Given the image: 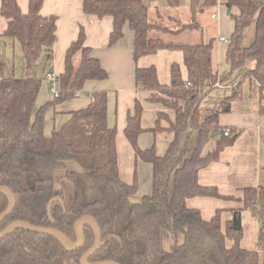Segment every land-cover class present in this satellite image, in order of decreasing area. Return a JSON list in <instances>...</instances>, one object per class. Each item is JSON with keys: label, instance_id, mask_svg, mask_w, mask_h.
<instances>
[{"label": "trees", "instance_id": "1", "mask_svg": "<svg viewBox=\"0 0 264 264\" xmlns=\"http://www.w3.org/2000/svg\"><path fill=\"white\" fill-rule=\"evenodd\" d=\"M44 0H28V10L21 12L17 0H0V16L7 20L4 37L17 42L23 55L25 77L0 78V186L14 196L11 214L0 223V233L14 222H27L36 227L58 230L70 241H77L76 222L83 216L92 217L101 232L99 248L88 258L89 264L113 261L118 264H264V187L245 188L243 207L258 216L261 226L257 251L240 247L241 229L228 225L221 230L220 213L208 221L198 210L189 208L187 200L196 197L224 198L214 186H202L199 172L217 162L220 153L236 138L226 137L219 116L231 101L241 94L244 81L253 83L260 94L264 89V0H227L228 10L236 8L233 33L225 60L229 73L219 79L212 68L214 40L197 44L181 43L175 38L184 31L199 30L196 16L214 7L217 0H189L191 20H176L172 26L148 20L143 0H81L83 13L98 19L110 17L112 29L108 46L123 37L127 26L133 33V61L159 50H179L187 76L183 79L178 65L171 66V84L161 85L154 67L135 69V88L150 93L149 101L173 112L170 117L158 112L149 131L156 135L170 134L165 153L158 156L154 145L138 146L141 128V103L136 100L128 113L124 136L135 158L151 166V193L133 202L138 180L126 184L119 177L115 135L107 124V92L94 91L89 104L70 112L69 119L50 136L44 135L47 110L73 99L86 81L105 80L107 72L91 56L84 45L85 34L79 30L64 55V70L58 74L59 96L35 110L42 81L51 71L53 46L56 41V16L44 17L40 9ZM177 8L179 0H166ZM254 24V38L247 47L241 46L244 30ZM80 53L77 70L72 58ZM254 67L241 76L230 96L216 109L202 112L200 104L206 95L226 81L245 62ZM42 76L36 70L41 65ZM264 115V108L260 109ZM219 137L212 150L204 153L210 136ZM186 137L180 145V135ZM194 145L187 154V145ZM50 218L47 215L48 203ZM8 206V197L0 192V215ZM170 214V221L168 220ZM169 233L174 243L171 251L161 247V233ZM84 240L77 250L65 247L57 238L18 229L0 238V264H79L81 256L94 245L90 223L83 225ZM232 244L227 247L225 240ZM262 252L261 259L259 252Z\"/></svg>", "mask_w": 264, "mask_h": 264}, {"label": "crops", "instance_id": "2", "mask_svg": "<svg viewBox=\"0 0 264 264\" xmlns=\"http://www.w3.org/2000/svg\"><path fill=\"white\" fill-rule=\"evenodd\" d=\"M202 2L203 0H200V4ZM226 2L227 0H217L214 7L207 9L208 19L211 22L217 20V23L212 24V27L210 26L207 29L200 27L199 30L184 31L175 38V40L187 44L206 43L213 39L214 47L211 63L219 79L225 78L229 73V65L225 60V54L234 28L229 15H237L238 13L236 8L228 10ZM143 3L148 9V14L152 10L155 13L154 17L156 19L152 23L162 22L163 16L160 12L163 10L168 12L164 16H167L169 26L175 24L176 20L182 23L179 16L176 14L172 16L171 12L167 10L170 7L166 0H143ZM187 3L189 4V0H179L178 7ZM17 4L21 12H27L28 0H17ZM213 9H217V15L212 12ZM40 14L44 17L56 16L57 18L56 41L53 46V58L50 64L52 72L57 75L63 72L65 52L71 42L76 40L80 29H83L85 34L84 45L90 49L91 56L96 58L100 66L107 72L105 80L86 81L83 89L73 99L47 110L44 120V135L48 137L53 129H59L69 119L70 112L85 108L90 102L92 92L106 91L107 124L110 128L116 130L115 148L119 177L124 183L130 184L136 176L138 190L131 197V201L136 202L143 196L149 195L152 190L151 166L135 158L133 149L124 136L126 118L128 113L132 112L134 102L138 100L143 108L140 121L143 132L138 137V146L141 149H148L154 145L156 154L162 156L172 139V135L164 133L154 135L149 130L154 127L158 112H165L170 117H173V112L165 109L160 104L151 103L149 92L136 90L135 69L154 67L158 82L163 86H169L171 84L170 70L173 64L179 66L182 78L186 79L187 72L182 52L179 50H159L153 55L142 56L137 62H134L132 31L125 26L122 39L109 47L108 38L112 29V19L110 17L98 19L84 14L81 0H44ZM212 15H214V18H212ZM197 16L196 21L199 26H202ZM188 20H191V11ZM149 22L151 21L149 20ZM6 26L7 20L0 16V43L5 49L15 44L13 40L4 37ZM192 32L197 33L196 36L190 37L189 33ZM253 38L254 24H251L243 32L241 46H249ZM80 61L81 55L78 52L72 58L74 70L78 69ZM254 65L253 61L245 62L240 69L233 72L216 89H231L233 91L234 86L240 81L244 72L252 69ZM2 68H6V66L0 61V70ZM41 68L43 69L42 63L37 70ZM26 73L27 71L24 68V75L17 78L25 77ZM11 75L14 76L12 71L6 77ZM0 78H4V76ZM248 84L247 93H242L241 90L240 96L231 101L227 111L219 116L220 126L232 129L236 133V138L230 146L220 153L217 162L201 170L198 175L200 185L214 186L222 197L234 199L196 197L187 200V206L198 210L201 217L206 221L210 220L219 211L221 230L224 233L228 225L233 228V218H239L242 232L240 247L247 251H257L261 222L258 216L243 207L241 199L245 188L264 187V115L260 114V109L264 108V89L260 94L255 84L249 82ZM52 99L46 82L43 80L35 103V110L51 102ZM222 100H224L222 97H215L212 108H218ZM217 139L218 137L211 149L214 148ZM225 244L230 247L232 241L226 239ZM261 256L262 252L260 251V259Z\"/></svg>", "mask_w": 264, "mask_h": 264}, {"label": "rangeland", "instance_id": "3", "mask_svg": "<svg viewBox=\"0 0 264 264\" xmlns=\"http://www.w3.org/2000/svg\"><path fill=\"white\" fill-rule=\"evenodd\" d=\"M188 2V1H187ZM167 10H169V12H171V15L173 16L174 14H176L177 16H179V19L182 21V23H188V19L190 17V11H189V4L187 3L186 5H182L180 7H178L177 9H171V8H167ZM212 12L217 15V9H213ZM163 16V20L162 22H160L162 25L164 26H169L168 24V19L166 18L167 16H164L166 13L165 10L160 12ZM154 11H150L148 14V19L151 21H154L156 18L154 17ZM198 20L200 21V26L201 28L207 29L208 27L210 28V26L212 27V24H214L215 22L217 23V20L214 22H211L208 19V11L205 10L203 13H199V15L197 16ZM210 30V29H208ZM190 37L196 36L195 32L189 33ZM220 35V34H219ZM15 44H13V46H9L5 49V47L0 43V61H2L6 68H2V70H0V77L4 76L6 77L10 71H12V74H14L15 77H22L24 75V62H23V55H22V51L21 48L19 46V44L17 42H14ZM8 56V57H7ZM42 68L38 69L36 71L37 76L41 77L42 76ZM248 81H244L242 83L241 90L242 93H247L249 86H248ZM232 90L231 89H226V90H221V89H214L213 91H211L208 95H206L205 97H203L200 107L203 113H205L206 109H214L212 108L213 102L215 100V97H222V99L226 98L227 96H230L232 94ZM170 135V134H167ZM186 136L184 134L180 135L179 141H180V145L181 147L184 145L185 143V138ZM219 137L218 133H213L210 136V141L208 143V145L206 146L204 153H207L208 151H210L215 139ZM193 138H190V141L187 145L188 149H187V154L190 153L191 148L194 145V141L192 140ZM212 150V149H211ZM168 220L170 221V214H168ZM161 247L166 250V251H171L174 248V243L171 240V237L169 235L168 232L163 231L161 233ZM65 264H73L72 262H65Z\"/></svg>", "mask_w": 264, "mask_h": 264}, {"label": "water", "instance_id": "4", "mask_svg": "<svg viewBox=\"0 0 264 264\" xmlns=\"http://www.w3.org/2000/svg\"><path fill=\"white\" fill-rule=\"evenodd\" d=\"M228 13L229 11L227 12V14ZM225 111H227V108H225ZM230 140L233 141L234 138H230ZM0 192L5 193L8 197V206L6 210L0 215V223H1L5 218H7L11 214L14 208L15 200H14V196L12 192L7 187L0 186ZM54 201H58V198L51 200L47 205V215L50 218V220H51L50 207ZM87 222L90 223L92 226L95 240H94V245L92 246V248L81 256L79 264H89L87 262L88 258L99 248L101 244V232H100L99 226L97 225L96 221L90 216H83L76 222V232H77L76 242L70 241L65 235H63L61 232H59L58 230L54 228L36 227L27 222L12 223L9 227H7L3 232L0 233V238L12 233L15 230L22 228L30 232H33V233L47 234V235L54 236L68 249L77 250L83 244V240H84L83 225L84 223H87ZM233 229L235 230L240 229V219L239 218H233ZM96 264H118V263L113 262V261H103V262H99Z\"/></svg>", "mask_w": 264, "mask_h": 264}, {"label": "built area", "instance_id": "5", "mask_svg": "<svg viewBox=\"0 0 264 264\" xmlns=\"http://www.w3.org/2000/svg\"><path fill=\"white\" fill-rule=\"evenodd\" d=\"M212 18H214V15H212ZM44 81L46 82L48 91L51 94V96L53 98H57L59 96V92L57 89L58 75L52 71L47 72L45 77H44ZM223 135L226 137H229L231 135V130L229 128H226L223 132Z\"/></svg>", "mask_w": 264, "mask_h": 264}]
</instances>
